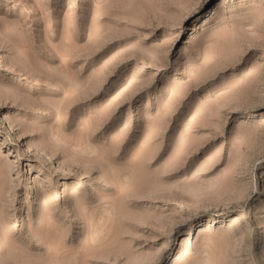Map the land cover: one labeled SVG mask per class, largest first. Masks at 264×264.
Segmentation results:
<instances>
[{
	"label": "rangeland",
	"instance_id": "374dc122",
	"mask_svg": "<svg viewBox=\"0 0 264 264\" xmlns=\"http://www.w3.org/2000/svg\"><path fill=\"white\" fill-rule=\"evenodd\" d=\"M0 165V264H264V0H0Z\"/></svg>",
	"mask_w": 264,
	"mask_h": 264
},
{
	"label": "bare ground",
	"instance_id": "6f19581e",
	"mask_svg": "<svg viewBox=\"0 0 264 264\" xmlns=\"http://www.w3.org/2000/svg\"><path fill=\"white\" fill-rule=\"evenodd\" d=\"M179 70H180V67H179V64H178V62L177 63H175L172 67H171V69H170V71L168 72V76H167V78L166 79H172V78H175L177 75H178V72H179ZM124 74V73H123ZM83 88V87H82ZM112 95V93H111V91H108L107 92V96H111ZM196 103V102H195ZM87 129H88V127H87ZM5 172V169L3 168V166L2 165H0V175H2L3 173ZM112 173V176H117V172L116 171H112L111 172ZM126 173V172H125ZM124 172L123 173H120L121 175H124L125 174ZM120 175V176H121ZM137 175V174H136ZM135 177V176H134ZM114 179V178H113ZM117 182V181H116ZM262 182L264 183V176H263V178H262ZM118 184V183H117ZM121 185V184H120ZM120 185H116L117 187H119ZM119 189V188H118ZM120 201V200H119ZM118 201V202H119ZM116 203H117V201H116ZM121 203V202H120ZM119 203V204H120ZM118 204V203H117ZM122 205V204H121ZM261 205H262V207H260V209H264V200L261 202ZM116 206V205H115ZM54 211V210H53ZM203 225V222H199L197 225H196V227L197 226H200V225ZM263 229V223L262 222H259L257 225H256V228H255V230L254 231H257V233L259 234V237L257 236V240H258V242L260 243L259 244V249L260 250H262L263 249V246H262V244H263V234H261V230ZM256 233V234H257ZM59 235V234H58ZM8 238H10V237H8ZM92 239V238H91ZM7 240V239H6ZM5 240V242H7ZM94 241H96V239L94 240V239H92V242H94ZM10 242V241H9ZM8 242V243H9ZM91 242V243H92ZM59 243H60V241H59ZM4 244V243H3ZM5 245V244H4ZM3 245V246H4ZM9 246H10V244H8ZM8 245L7 246H5L4 248H7L8 247ZM59 246H60V244H58ZM57 245V246H58ZM91 245H93V244H91ZM90 248V247H89ZM88 252V251H87ZM25 256V255H24ZM26 257V256H25ZM57 258H58V256H57ZM23 259V260H22ZM21 260H20V263H17V264H29L28 263V261L27 260H25L24 258H22ZM78 259H79V255H78ZM54 260V259H53ZM30 261V260H29ZM51 261V260H50Z\"/></svg>",
	"mask_w": 264,
	"mask_h": 264
}]
</instances>
